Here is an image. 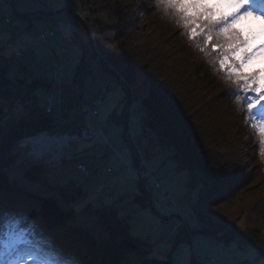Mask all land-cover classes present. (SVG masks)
Returning a JSON list of instances; mask_svg holds the SVG:
<instances>
[{"label":"trees","instance_id":"trees-1","mask_svg":"<svg viewBox=\"0 0 264 264\" xmlns=\"http://www.w3.org/2000/svg\"><path fill=\"white\" fill-rule=\"evenodd\" d=\"M84 2L86 18L97 36L114 33V43L105 56L118 64L129 79L141 68L149 81L148 92L138 103L143 124L139 139L147 140L143 151L148 157L173 146L170 156L175 168H185L187 184L196 189L191 206L201 225L195 231L233 243L237 248L256 247L264 253V158L259 155L258 136L234 99L235 93L223 73L197 48L200 41L193 43L172 17L157 6V0ZM139 11L143 19L138 16ZM238 27L247 25L241 22ZM4 45L0 44V57H3L0 98L4 108L0 129V167L3 168L0 189L5 209L34 218L59 245L77 253L83 264H124L131 251L139 255L141 264H172L171 253L165 258L149 254L148 241L130 232L129 221L119 213L115 203L98 208L101 227L98 231L72 222L76 207L71 201L83 193L76 180L59 188L47 180L59 190L58 195L11 179L8 163L13 155L6 154L14 141L46 129L56 118L37 102L36 87L40 84L50 87L46 76L11 75V63L1 49ZM83 48L73 79L80 91H74L72 98L81 97L95 54L92 51L89 55L84 44ZM18 104L23 105L19 115L14 112ZM247 131L255 142L252 151H245L247 143L242 136ZM24 175L30 179L45 177V166L31 161ZM141 187L144 197L139 192L136 196L140 195L142 202L145 198L150 202L151 187L144 182ZM242 218L243 227L237 224ZM190 264L202 262L194 254Z\"/></svg>","mask_w":264,"mask_h":264},{"label":"rangeland","instance_id":"rangeland-1","mask_svg":"<svg viewBox=\"0 0 264 264\" xmlns=\"http://www.w3.org/2000/svg\"><path fill=\"white\" fill-rule=\"evenodd\" d=\"M2 3L9 14L20 21L21 28H24L20 30L21 28L17 27L13 31L10 24L1 16L0 11V44L5 43L1 49L7 54L11 63L10 74L44 75L46 71L54 70L56 59L62 65V69L59 70L60 78L56 83L60 88V93L55 92L53 98L55 104L52 109L53 115L58 120L46 128L47 133L73 130L79 125L95 128L102 126L108 140H105L106 142L103 140V145L98 144L97 138L100 135L96 133L93 138L73 142L66 151L63 163L55 168L47 166L45 177L37 179L24 176L25 168L32 161V157L15 140L10 152L6 154L7 157L13 155L8 163V171L12 180L33 189L53 192L58 195L60 192L57 188L67 185L71 180H76L81 184L83 193L76 200L71 201V204L76 207V213L71 217L72 222H80L91 230L98 231L101 229L98 208L103 207V203L104 205L115 203L119 208V213L129 221L130 232L150 239L151 242H148L151 248L149 254L165 258L171 253L172 264H190L194 254L202 264H234L232 257H239L240 264H264V253L256 247L237 248L235 244H227L224 240L226 244L223 253L219 247L222 246L218 242L219 238L205 236L195 231L201 225L191 206V201L196 198V189L187 184V170L175 168V161L170 156L174 150L172 145L153 152L149 157L144 153L143 149L147 140L143 139L140 142L139 139L143 124L140 118L142 108L138 103L140 97L148 92L149 81L146 80L141 68L135 70L133 79H129L118 64H114L105 56L114 43V33L109 32L99 35L97 38L94 36L95 42L91 41L90 34L79 21L73 38L68 40L63 38L59 26L71 16L68 5L75 3L78 6H83L84 0H0V4ZM14 6H16V11ZM45 10H49L51 13ZM29 11L32 13L21 14ZM139 13L138 16L143 19V13L141 11ZM79 17L85 18L86 23L90 25L86 15L85 17L79 15L76 17L77 21ZM249 23L245 22L247 26ZM49 26L54 29V34L47 42H33L30 47L20 49L21 41L26 39L29 33H36ZM12 31L16 32L13 36ZM83 43L90 51L89 55L92 52L91 45L94 44L95 54L91 58V70L83 82L81 97L72 98L74 91L77 93L80 91V86L73 79L75 66L83 54ZM63 46H66L67 49L60 51V57H57L54 49H61ZM97 49L100 53L103 52V58ZM111 64H114L116 72L120 73L119 77L124 76L123 80L118 78L116 82L110 83V78L115 74L112 72ZM128 83L134 85L132 88L136 99V115H139V118H134L132 121V128L136 132L135 141L145 154L151 172L146 165H141L138 150H136L132 138L127 135L128 102L132 101V95L129 89L122 97L113 96L111 91L113 88L126 86ZM50 85L48 89L44 84L36 87L37 102L41 107H45L47 104V94H50L53 83ZM103 85H108V94H105ZM89 102H94L99 110L96 120L93 119L90 110L83 109L84 104ZM262 106H264V101L258 105V107ZM61 107L63 110L64 107H67L68 116L65 119L58 117V113L63 112H60ZM251 135L252 133L247 131L242 136L247 143L245 151H252L254 146L255 142ZM113 153L119 155L121 161L119 167L113 165ZM135 159L137 163H135ZM79 162L87 164L92 170L89 177H85L80 171L77 166ZM150 173L154 174L159 187L153 185L155 184L154 178ZM111 176H114L115 188L112 195H108L103 191V188ZM47 180L57 188L51 187ZM141 182L151 187L150 202L146 198L142 202L139 199L140 195L136 196L138 192V194L142 193ZM141 196L144 197V194L142 193ZM61 200L65 205L68 204L63 199ZM177 210L184 213L186 217L184 218ZM182 220L187 222V224H183L184 228L178 226ZM147 223L153 224V227H146ZM237 224L241 227L245 226L243 218ZM177 226L178 230H175ZM126 261H131V264H141L139 255L134 251H131L124 259V264Z\"/></svg>","mask_w":264,"mask_h":264},{"label":"snow or ice","instance_id":"snow-or-ice-1","mask_svg":"<svg viewBox=\"0 0 264 264\" xmlns=\"http://www.w3.org/2000/svg\"><path fill=\"white\" fill-rule=\"evenodd\" d=\"M157 6L172 17L193 43L200 41L197 48L223 73L235 93L234 99L258 136L259 155L264 158V106L257 107L264 101V0H157ZM241 22L250 23L238 27ZM103 87L108 94V85ZM132 87L129 84L111 91L113 96L122 97ZM22 111L20 104L14 109L17 115ZM3 123L0 98V129ZM103 142V137L97 138L98 144ZM120 164L119 155L113 153V165ZM146 227L153 224L147 223ZM0 264H83V261L77 253L59 245L34 218L5 209L0 189Z\"/></svg>","mask_w":264,"mask_h":264},{"label":"built area","instance_id":"built-area-1","mask_svg":"<svg viewBox=\"0 0 264 264\" xmlns=\"http://www.w3.org/2000/svg\"><path fill=\"white\" fill-rule=\"evenodd\" d=\"M70 15H71L70 18L65 21V24L63 26V29H64L63 33H64L65 36H66V34L68 32H70V31L67 30L69 27L71 28L74 24L76 26V17H78L79 15L82 16V13L80 14V12H79V10L77 8H75L74 6H71ZM48 32L52 33L53 29L49 28ZM34 39L37 40V41H46L47 42L48 40H47L46 35H45V30L44 31L43 30L38 31V33L35 35ZM64 50H66V47L63 46V48H61V49H55L54 53H55V55L57 57H60V51H64ZM110 67L112 68V71L115 73V74H113L114 76H112L110 78V80H111L110 83L116 82V79L118 80V78H121V80H123L124 76H122V75L120 77L118 76L120 73L116 72L117 69L115 68V65L111 64ZM61 69H62V65L60 64L59 60L56 59L54 70L45 72V76L47 77V79L50 82V84L53 83V87H52V89H50L51 92L47 96L48 101H47L46 107L49 110H52V108H53V106L55 104L54 103L55 101L53 100L55 92L60 93V88L56 87V83L58 82V80L60 78L59 70H61ZM128 85H129V83H128ZM129 91H130V93L132 95V101H129V99H128V101H129L128 102L129 120H128L127 135L130 138H132V140L134 142V145L136 146V150H138V153H139V156H140V160H141V165H146V167L149 170V172H151V170L148 168V162H147V159L145 157V154L137 146L138 144L135 141L134 135L136 134V132L132 128V121H133L134 118H139V115L138 116L136 115V108H135L136 99H135L133 88H130ZM83 109L90 110L91 114L93 116V119L96 120V115L98 114V108L95 106L94 102H90V103L85 104ZM67 111H68L67 108H64V110L61 109L60 112H62V113H59L60 116H61V117L59 116V118H64L65 115L67 114ZM96 133L100 134L101 137H103L104 140L108 141L107 137H106V134H105V129L102 126H99L98 128H94V127H91V126H88V125H80V126L76 127L75 129H73L71 131L55 132L53 134H49V133H47L46 130H43V131H41L39 133H36V134H33V135L22 136V137L19 138V144L22 145V146L28 147V150L30 151V153H32V155L36 156L35 152H34V148L31 147V144L33 142V140H31V139L33 137H36L37 135H40V134H44V139L45 140H43V141L46 144L49 141H53V142L55 141V143H57V151H56V153L54 155V159L53 160H48V161L44 160L47 157H52V154L50 153L51 150L45 149L43 151L44 159L42 160L46 165L54 167V166L59 165V163L62 161L64 152L66 151V149L70 146V144L72 142L79 141L81 139L93 138L96 135ZM56 155H57V157H55ZM37 159H40V158L38 157ZM78 168L81 170V172L83 174H85V175H89L90 174V170L87 167V165H85L83 163H80V164H78ZM150 174H153V173H150ZM152 176L154 178V183H155L154 186L155 187H159V183L157 182L154 174ZM113 177L114 176H112L109 179V181L107 182V184L104 187V190H105V192L107 194H110L112 192V189L115 186L114 185V181H113ZM164 199H166V198H164ZM170 205H172V203H170ZM177 211L180 214H182L184 216V218L186 217L184 215V213L180 212L179 210H177ZM183 224H187V222L182 220V221L179 222L178 226L179 227L181 226V227L184 228ZM218 242H220V245H222V246H219V245L218 246L223 251L224 250V245L226 243L224 242L223 239H220V241L218 240ZM223 253H224V251H223ZM225 253H227V252L225 251ZM225 255H227V254H225ZM239 259H240L239 257H232V262L234 264H240L241 261H239Z\"/></svg>","mask_w":264,"mask_h":264},{"label":"bare ground","instance_id":"bare-ground-1","mask_svg":"<svg viewBox=\"0 0 264 264\" xmlns=\"http://www.w3.org/2000/svg\"><path fill=\"white\" fill-rule=\"evenodd\" d=\"M69 1V0H68ZM69 7H68V9H69V11H70V9H71V6H74L75 8H77L78 10H79V12H80V14L82 13V16L83 17H85V15H86V13H87V10L85 9V6L83 5V6H78L77 4H73V5H68ZM3 9V10H2ZM14 10L16 11V6H14ZM0 11H1V13H2V17L6 20V22L8 23V24H10V26H11V29L13 30V31H15L16 30V28L18 27L19 29L21 28V24H20V21L17 19V18H13L10 14H9V12H8V10L6 9V7H5V5H4V3H2V4H0ZM17 13H19L20 14V12H17ZM49 13H51V11H49ZM138 14H140V13H138ZM27 15V14H26ZM65 21H66V19H65ZM79 21H81L82 22V24H83V26H84V28L86 29V31L88 32V34H90L89 35V37H90V39H91V41L93 40H96V38L97 37H99V36H97V32H96V30L92 27V25L90 24H87L86 23V20H85V18L84 19H82V18H78V21L76 20V26H75V24L71 27V31L70 32H68L67 34H66V36L64 35V29H63V26H64V24H65V22L64 23H62L60 26H59V30L61 31V33H62V36H63V38L64 39H66V40H68V39H71V38H73V36H74V32H76L77 30H76V27H77V25L79 24ZM49 28H51V29H53L52 27H47V28H45V29H42L43 31L45 30V35H46V38H47V40L49 39V38H51V36L54 34V29H53V32L51 33V32H48V29ZM22 29H24V28H21L20 30H22ZM18 30V29H17ZM13 31H12V36H13V34L15 35L16 34V32L15 33H13ZM27 31V30H26ZM38 32H36V33H33V34H31V33H29L28 35H27V38L26 39H24L23 41H21V48L20 49H26V48H28V47H30L31 45H32V43L33 42H45V41H37V40H35L34 39V37H35V35L37 34ZM109 33V32H108ZM107 34V33H106ZM96 38H95V37ZM95 42V41H94ZM84 44V43H83ZM92 44V43H91ZM86 46V45H85ZM95 46H96V44H95ZM64 47H66V46H64ZM93 47H94V45L92 44L91 45V50L93 51ZM63 48V47H62ZM20 49H18L19 51H20ZM66 49H67V47H66ZM55 50V49H54ZM97 51H98V53L100 54V56L102 57V56H104V54H102V53H100V51L97 49ZM103 58V57H102ZM109 67V66H108ZM113 72V71H112ZM31 76V75H30ZM56 87H57V85H56ZM38 99V98H37ZM45 110H47L48 112H50V110L49 109H47V107L45 106V107H43ZM51 114H53L52 112H51ZM55 117V116H54ZM56 118V117H55ZM95 128V127H94ZM71 131V130H70ZM100 137H101V135H100ZM31 140H33V142H32V144H31V147L32 148H34V152H35V155H36V157L38 158H40L41 160H43L44 159V156H43V151L45 150V149H49V150H51L50 151V153L52 154V157H47V158H45L44 160L45 161H48V160H53L54 159V155H55V153H56V151H57V143H55V141L53 142V141H49L47 144L43 141V140H45L44 139V134H40V135H37L36 137H33ZM83 139H81V140H79V141H82ZM104 140V139H103ZM105 141V140H104ZM75 142H78V141H75ZM106 142V141H105ZM64 155V154H63ZM55 157H57V155L55 156ZM62 163H63V161H62ZM61 163V164H62ZM60 164V163H59ZM87 167H88V165H87ZM89 168V167H88ZM106 193V192H105Z\"/></svg>","mask_w":264,"mask_h":264},{"label":"water","instance_id":"water-1","mask_svg":"<svg viewBox=\"0 0 264 264\" xmlns=\"http://www.w3.org/2000/svg\"><path fill=\"white\" fill-rule=\"evenodd\" d=\"M14 5H15V3H14ZM46 12H48L49 13V10H45ZM32 12L31 11H29V12H25V13H21L22 15H26V14H31ZM94 45V44H93ZM93 50H94V47H93ZM135 163H137L136 162V159H135Z\"/></svg>","mask_w":264,"mask_h":264}]
</instances>
